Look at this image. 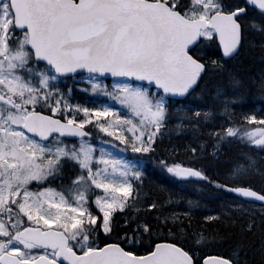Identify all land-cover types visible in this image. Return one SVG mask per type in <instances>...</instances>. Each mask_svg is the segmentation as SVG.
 Here are the masks:
<instances>
[{
    "label": "snow or ice",
    "instance_id": "6c2138e0",
    "mask_svg": "<svg viewBox=\"0 0 264 264\" xmlns=\"http://www.w3.org/2000/svg\"><path fill=\"white\" fill-rule=\"evenodd\" d=\"M253 33L264 0H0V264H264L251 155L223 180L158 161L230 195L220 211L197 215L201 191L144 195L166 133H190L194 155L230 140L264 151V113L235 112Z\"/></svg>",
    "mask_w": 264,
    "mask_h": 264
},
{
    "label": "trees",
    "instance_id": "16d2710c",
    "mask_svg": "<svg viewBox=\"0 0 264 264\" xmlns=\"http://www.w3.org/2000/svg\"><path fill=\"white\" fill-rule=\"evenodd\" d=\"M250 39L254 47H251L249 49V59L246 61L245 65L246 70L244 75V88L242 89L241 103L243 104V107H238L235 109V112H238L236 113L237 115H239V113L241 114L243 110H245L246 112L252 111L256 114H258V111L259 114L264 113V97H262L260 93L257 94L258 88L257 84L255 83L259 81L260 77L259 73L261 69V50L259 45L261 41L264 40V37H261L258 33H253ZM208 51L209 54H212L216 51V49L213 47L208 49ZM253 88L254 90L251 92ZM255 92L257 95L254 94ZM194 99H199V97H194ZM175 123V120L171 121L169 127H172ZM190 135L191 134L188 132H185L183 134L178 132H171L166 133L161 139L158 140L156 151L150 156L148 155V157L146 158V167L149 170V174L144 180V195L149 196L153 199L158 197L161 200H167L169 191L177 193L179 196H182L186 192L188 194H191L195 199L197 197L194 195V191L204 192V198L201 200L202 210L197 213L198 216H202L207 215L213 211H220L221 206L224 205L223 201L218 204L211 205L207 201L206 193L216 194L223 197L227 196L223 192L217 191L215 188H209L206 185L197 184L196 181H189L186 184L178 183L177 180H174V178L170 174L160 168L158 161L163 160L166 157H175L178 161H183L185 164H189L195 167L206 166L210 169L213 177L218 176L223 180L230 179L229 173L232 168V162L245 153L253 157L256 162V174L259 173V170L264 168V158H262L261 156H257L256 154H263L264 151H261L258 146L253 148V146H250L243 141L230 140L225 142L219 148L217 154L215 155H211L210 148L208 150V153L194 155L190 151L185 150L190 144L192 146H195V144L189 139ZM229 146H231V148ZM176 148H179L180 150L175 151ZM227 148L228 156L224 157V159H221L223 158L225 151H227ZM229 149L233 150L230 151ZM256 174L251 177H246L245 179H249L250 182L257 188L264 187V184L261 183L260 175L256 177ZM254 179L255 181H253ZM172 183L174 186L172 185ZM189 190H192L193 193H191ZM213 227L223 229V224L218 223L216 225H213ZM233 231L238 232V227ZM204 251L208 254H212L215 251H223V248L209 245L204 249Z\"/></svg>",
    "mask_w": 264,
    "mask_h": 264
},
{
    "label": "bare ground",
    "instance_id": "6f19581e",
    "mask_svg": "<svg viewBox=\"0 0 264 264\" xmlns=\"http://www.w3.org/2000/svg\"><path fill=\"white\" fill-rule=\"evenodd\" d=\"M260 74V73H259ZM259 77V76H258ZM259 79H260V77H259ZM258 80V79H257ZM253 86V85H252ZM254 86H255V84H254ZM254 90V88L251 90V92ZM254 94H256V92L254 93ZM257 94H259V91L257 92ZM256 94V95H257ZM253 96V95H252ZM242 108V107H241ZM241 111V110H240ZM243 112H246L245 110H243L242 111V113ZM236 113H238V112H236ZM240 114V113H239ZM230 148H231V146H229ZM230 151H232L233 149H229ZM221 152V151H220ZM232 153V152H231ZM223 154H224V152H223ZM222 155V154H221ZM257 156H261L262 158H264V153L263 154H256ZM226 156H228V148H227V151H225V154H224V156H223V158H221V159H224V157H226ZM222 157V156H221ZM230 167H231V165H230ZM258 177V176H257ZM255 178V177H254ZM253 181H255V179L253 180ZM172 185H173V183H172ZM174 186V185H173ZM179 187V186H178ZM190 191V190H189ZM191 193H193L192 191H190ZM195 193H196V191H194ZM198 192V191H197ZM202 194L204 195V192H202ZM206 196H207V201H208V203H210L211 205H213V204H218V203H220L221 201H224V200H230L228 197H223V196H220V195H216V194H207L206 193Z\"/></svg>",
    "mask_w": 264,
    "mask_h": 264
},
{
    "label": "rangeland",
    "instance_id": "374dc122",
    "mask_svg": "<svg viewBox=\"0 0 264 264\" xmlns=\"http://www.w3.org/2000/svg\"><path fill=\"white\" fill-rule=\"evenodd\" d=\"M86 86V85H85ZM91 96H94V94H85V93H83V92H81L80 90H77L75 93H74V100H73V102H75L76 100H79V98L81 99V100H84V101H87V102H89V103H91L92 102V99H90L89 97H91ZM175 106V105H174ZM173 106V107H174ZM258 114H259V111H258ZM167 150H169V149H167ZM183 151V150H182ZM147 156V154H145V157ZM143 163L144 164H146V161H145V158H144V161H143ZM257 176H259V173H257L256 174V177ZM190 191H192V190H190ZM222 192V191H221ZM224 193V192H223ZM225 194V193H224ZM186 195H191V194H188V193H186L185 192V194H183L182 196H186ZM227 197H229V199L231 200L232 199V197L231 196H229V195H227V194H225ZM230 200H224L223 202H224V205L225 204H227ZM257 207V211H258V206H256Z\"/></svg>",
    "mask_w": 264,
    "mask_h": 264
}]
</instances>
